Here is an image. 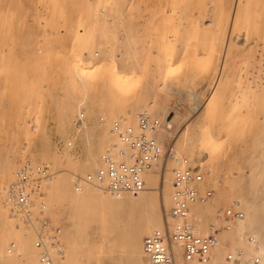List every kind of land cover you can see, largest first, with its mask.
Segmentation results:
<instances>
[{"label": "bare ground", "instance_id": "obj_1", "mask_svg": "<svg viewBox=\"0 0 264 264\" xmlns=\"http://www.w3.org/2000/svg\"><path fill=\"white\" fill-rule=\"evenodd\" d=\"M253 1L260 12L255 30L251 33L244 26L242 45L224 38L220 46L233 0L209 1L207 15L200 20H212L214 35L208 29L203 31L201 24L185 19L177 23L176 2L168 6V0H81L80 5L73 0H39L35 19L39 39L29 42V35L19 45H24L23 55L33 62L34 73L53 62L55 70L66 77L65 91L83 94L78 103L72 101L75 108L66 106L57 129L65 138L75 135L74 141L82 146L89 164L75 163L69 152L57 154L46 125L38 137L25 128L20 146H12L0 161V264H42L43 250L37 242L51 245L57 232L59 243L48 249L54 264H125L126 257L134 264H150L144 242L156 232H164L167 224L172 230L176 223L170 216L174 171L183 167L185 159L202 173L203 181L197 185L200 195L213 192L206 202L190 205L186 220L196 235L214 236L218 241L207 255L191 262L184 259L182 245L173 244L170 251L177 264H242L256 259L257 264H264V200L259 196L264 193V84L259 81L264 75V28L259 25L264 21V0ZM16 21L10 0H0V74L11 69L9 64L18 55L13 31L27 22ZM170 31L171 39L166 37ZM240 31L237 26L233 35ZM249 66L251 77L245 75ZM19 72L26 73L17 69ZM215 73L212 97L206 103L193 95V90L186 92L195 98L191 111L198 116L176 133L164 152L175 131L167 121L170 92L180 85L174 78L183 79L187 74L194 80ZM98 90L104 96L99 97L100 109L95 113L90 92L98 95ZM151 98L154 103H149ZM142 111L160 123L154 137L162 157L143 173V191L116 197L94 177L104 167L102 156L111 146L126 149L120 136L112 132L114 124L138 132L137 115ZM77 113L82 117L88 113V132L73 127ZM36 120L33 123L39 128L41 123ZM25 156L34 163L25 162L20 170L25 165L36 168L47 164L50 177L39 188L32 186L36 192L32 205L17 213L5 189L16 181L18 163ZM202 157H207L206 164ZM44 160L50 164H40ZM246 167L249 178L242 174ZM63 168L75 169L85 177L76 182ZM251 191L256 192H252L256 196L250 197L252 200L247 197ZM236 207L243 212L242 218L230 223L219 219L224 211ZM43 218L50 222L48 229L43 228ZM163 244L169 248L166 241Z\"/></svg>", "mask_w": 264, "mask_h": 264}, {"label": "rangeland", "instance_id": "obj_2", "mask_svg": "<svg viewBox=\"0 0 264 264\" xmlns=\"http://www.w3.org/2000/svg\"><path fill=\"white\" fill-rule=\"evenodd\" d=\"M19 1L20 2H18V0H10L12 10L14 11V14H15V19L17 20L16 22H18V21L23 22L24 20H26L27 23L23 25L24 29L18 28V30L15 29L13 31L14 44H16V45L18 44L16 46V51L18 52L17 53L18 55H17L16 59L14 58L11 61V63L9 64L10 65L9 68L11 67V69L9 71L7 69L5 75L0 74V92H1L0 93V161L5 160L6 152L12 146H15V147L20 146L19 145L20 142H18V141L21 138L22 133L25 131V128L31 129L32 132L35 133L36 137H38L42 132V126L44 127L46 125L48 132L50 131L49 138H50L51 142L53 143L52 145L55 147L57 154L64 155L65 153L69 152L68 154H69L70 158L73 161H75V163L80 162V164H82V166H88L89 160L87 158H85L86 156L84 154L82 146L78 145L74 141L75 135H70V136L68 135L65 138L58 132V129H57V124L60 122V118L63 115L66 106H67V108L68 107L69 108L74 107L73 105H75V104L73 102L78 103L83 94L82 93L81 94L75 93L76 94L75 95L74 93L65 91L66 77L64 75H62V73H60L61 71L55 70L56 64H54L53 62L47 64L46 65L47 68L45 67V70L38 69L37 72L34 73L33 62L29 59V57H27V55H23L24 45L23 44L19 45V44L23 43L24 41L21 42V40L28 38L29 35H30V39H29L30 41L29 42H35L36 40L39 39L37 26L35 24L36 9L39 7L38 6L39 0H19ZM84 1L87 2L88 0H84ZM209 1L210 0H193V1L192 0H168L167 5L169 6V5H172L173 2H176V4L174 5V7L176 9L174 11L175 12L174 16H175V18H178V20H176L177 23L179 20L182 19V21H183L185 19V20H188L189 22H192L194 24H201V28L203 29V31L205 29L213 31L214 28L212 27V20L211 19L205 18L202 21L200 20V18L202 16L204 17L205 15H207L206 10H208L207 8H208ZM241 1L242 0H237V1L233 0L231 13L228 14V17L226 18L225 23H224L223 34H220L221 38H220V41L218 43L220 46H222L221 41L224 38H225L224 41L226 40L228 42V41H230V39H232L233 42H237L240 45H242L241 43L245 41L243 39L245 38V35H246V33H245L246 29L244 28V26L248 27L251 30V33L255 30L256 18L258 17V15H260V12L258 11L259 7L258 6L256 7L255 2L253 0H243L242 2ZM76 3L78 5H80L81 0H79L78 2H76V0H73V4H76ZM179 5H182V6H179ZM199 6L201 8H199ZM177 10H178V12H177ZM179 11H181V13ZM191 14L194 18L191 16ZM30 19H32V20H30ZM196 19H198V20H196ZM263 24H264V21L260 22L259 25L262 28H264ZM237 26H238V28H239V26H241L240 34L239 35H237V34L233 35V30H235L237 28ZM201 33H202V31H201ZM63 34H65V31H63ZM211 34L214 35V31ZM241 36H243V37H241ZM166 37L171 39L172 38V31H170ZM262 54H264V52ZM263 64H264V62H263ZM48 67H49V69H48ZM12 69L13 70L16 69V72L13 71ZM17 69H18V71H21V72L24 70L27 73V75H25L26 74L25 73V74H23L24 75L23 76L22 73H24V72H22L21 74H20V72L17 73ZM20 69H22V70H20ZM251 70H252V68L249 66L248 71L245 70L246 74H245V71H243V74L249 75V77H251L252 76ZM45 74H47V75H45ZM17 75H18V78H17ZM19 75L22 78H20ZM33 76H34V78H32ZM52 76H53V78H52ZM217 76H218V73H215L214 76H212V75H210V76H208V75L207 76L206 75L205 76H199L197 79L192 80L189 78V76L187 74H185V75H183V79L176 78V77L174 78L175 81H177L178 83L180 82V85H178L177 87L172 89V91L170 92L171 96H169L170 97L169 98V100H170L169 107H170L171 111H169L167 121L172 122V124L174 125V128H175V131L173 132V138L170 140V142H168L166 144L167 146L165 145V147L162 149L164 152H166V150L168 149L169 144H172L174 142V136H176L180 131H182V129H184L186 127V123H188V124L192 123L196 119L195 117L198 116V115L195 116L196 113L194 114L191 111L192 108L194 107L193 104H195L196 100L192 95L190 96L189 94H191V93L193 95L195 94L196 96L200 97L204 103H206V101H208L212 97V93H213L212 92L213 91L212 86H213L214 82L216 81ZM260 77L262 78V80H259V81H261L262 84H264V75L261 74ZM181 78H182V76H181ZM18 79L20 81L22 79V81L20 82ZM23 79H24V82L27 81L26 82L27 84L23 82ZM99 80H100V78H99ZM20 83H22L24 85H22V87H21ZM178 89L181 90L180 94H179L180 91ZM100 91L101 90L97 91L98 95H96L95 92L94 93L90 92V95L93 96V97L91 96V101L95 102V103H93V106H92V107H94V109L99 104L98 103L99 97L104 96L103 94H102L103 96L101 94H99ZM186 92H189V94ZM137 93L140 94V90L137 91ZM71 97H74V99ZM92 98H93V100H92ZM59 101L62 103L59 104ZM91 101H89V102H91ZM149 101H150L149 103H151V102L154 103L155 99L151 98V99H149ZM53 102L55 105L53 104ZM71 103H73V104H71ZM204 103H202V105H204ZM59 105H61V106L59 107ZM99 109L100 108L97 107L94 110L95 113H97L96 111H98ZM57 113H59V115ZM87 117L89 118L88 113H86V117H82L79 115V113H77L74 116V119L72 120L73 121V123H72L73 127H75L76 130L77 129L80 130L82 133L88 132V126L86 125V121L88 119ZM94 118H95V116L93 117L92 121L94 120ZM36 119H38L41 123L39 128H36L35 123H33V122L37 121ZM190 119H192V120H190ZM97 124H99L98 121H97ZM89 126H91V123L89 124ZM64 139H66V140H64ZM67 140H68V142H67ZM24 143H26V142H24ZM72 145L74 148L72 150L68 151V147H72ZM235 151H238V150H235ZM49 152H50L49 149L45 150V153L48 154ZM232 152L234 153V151H232ZM232 152L230 153V155L232 154ZM207 160H208L207 157H202L201 158V162L203 161L202 164L203 163L206 164ZM25 162L34 163L32 158H30L29 156H25L23 158V160L19 161V163H18L17 173L20 170L21 166ZM41 163L44 164V163H49V162H46L44 160L43 162H40V164ZM197 163L198 162H196V164H194L193 166L198 165ZM51 164L54 167L53 170L56 171V167L54 166V164L52 162H51ZM63 170L67 171V173L70 176L74 177L76 182H78L79 178L85 177V176L81 175L75 169H66L65 170V168H63ZM17 173H16V175H17ZM226 173L224 175H227ZM249 173H250V170L247 167L242 171V174H245L244 175L245 178H249V176H250ZM3 185H4V183L1 184V187ZM246 187H245V190L246 191L249 190V186L246 185ZM258 188H260V187H258ZM248 192H247V197L249 199H251V198L254 199L256 197L255 191H251L250 193H248ZM252 192H253V194L255 193L254 196H253ZM263 194L264 193L261 192L259 195L260 199L262 201L264 200ZM257 197H258V195H257ZM224 212H226V211H224ZM126 259H125V262H126L125 264H134L133 260H131L129 257H126Z\"/></svg>", "mask_w": 264, "mask_h": 264}, {"label": "built area", "instance_id": "obj_3", "mask_svg": "<svg viewBox=\"0 0 264 264\" xmlns=\"http://www.w3.org/2000/svg\"><path fill=\"white\" fill-rule=\"evenodd\" d=\"M140 131L127 127L124 128L116 122L112 132L120 136L124 148H118L113 145L102 156V167L94 177L97 184L106 188L110 194L120 197L125 193H139L144 190L145 183L143 173L151 168L153 164L161 159V148L157 144L154 133L160 127V123L149 112H143L137 115ZM165 158V157H164ZM127 159L129 162L125 160ZM175 161H179L175 159ZM180 167L174 171V206L171 210V217L176 221L170 230L168 224L164 232H156L147 237L144 242L145 252L148 254L150 264H177L174 252L170 251L173 244H180L183 247V257L186 262H191L196 258H201L209 253L210 248L217 244V238L214 236L200 237L194 233L193 226L186 220L190 205L195 202H206L213 192L209 191L201 196L197 185L202 183L203 176L200 169H194L189 165L187 159L182 160ZM50 177V168L47 164L32 168L31 165H25L19 170L17 179L5 189V196L8 202L16 209L17 213L32 205L33 185L42 183ZM89 176V180L94 179ZM40 192V191H39ZM28 215V213H27ZM243 217V212L233 208L224 212L219 219L222 222L230 223ZM30 219V214L28 215ZM43 228L48 229L50 222L43 218ZM170 231H172L170 233ZM57 234L51 239L52 247H55L59 241ZM166 241L168 246L163 242ZM46 241L37 242V247L42 249V264H54L51 259L49 248L50 244ZM48 242V241H47ZM231 258H229L230 260ZM256 259L244 261L242 264H257Z\"/></svg>", "mask_w": 264, "mask_h": 264}]
</instances>
